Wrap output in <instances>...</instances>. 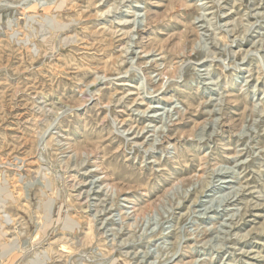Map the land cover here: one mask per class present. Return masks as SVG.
Instances as JSON below:
<instances>
[{
    "label": "rangeland",
    "instance_id": "1",
    "mask_svg": "<svg viewBox=\"0 0 264 264\" xmlns=\"http://www.w3.org/2000/svg\"><path fill=\"white\" fill-rule=\"evenodd\" d=\"M0 264H264V0H0Z\"/></svg>",
    "mask_w": 264,
    "mask_h": 264
},
{
    "label": "bare ground",
    "instance_id": "2",
    "mask_svg": "<svg viewBox=\"0 0 264 264\" xmlns=\"http://www.w3.org/2000/svg\"><path fill=\"white\" fill-rule=\"evenodd\" d=\"M254 54V53H253ZM262 60V59H261ZM153 119V118H152ZM160 119V118H159ZM244 165V164H243ZM222 169V168H221ZM226 169V168H225ZM234 171V170H233ZM229 172H227V171H218V172H216L214 175H216V177H219L220 179H225V178H227V176H229V174H228ZM212 177V176H211ZM230 177V176H229ZM233 177V176H232ZM241 177V176H240ZM215 178V177H214ZM213 180V179H212ZM232 180V179H231ZM215 181V180H214ZM223 183L224 182H229V181H222ZM213 183V182H212ZM211 183V184H212ZM231 183V182H230ZM199 185H201V184H199ZM195 186H198L197 184L195 185ZM213 186V185H212ZM219 187H221V186H219ZM198 188V187H197ZM215 187H211L210 188V186L209 187H206L205 189H203V190H201L199 193L202 195V196H208V194H209V192L211 191V189H214ZM235 189V188H234ZM238 190H239V188H238ZM242 190V189H241ZM241 190H239V191H236V193L234 194V195H230L231 194V192H229L230 194H228V195H226V193H225V197L224 198H222V199H220V200H218V202H213L214 200L212 199V200H210L209 201V203H210V205H208V206H205V214L207 215V214H211V213H215V212H217V211H220V207L222 206V204L224 203V204H227V203H230V202H233V201H236V200H238L239 199V197L241 198ZM196 192V191H195ZM233 192V191H232ZM192 193H194L193 191H192ZM194 203H196V202H194ZM215 203V204H214ZM217 203V204H216ZM225 207V206H224ZM102 213V212H101ZM105 214V213H104ZM102 215V214H101ZM191 223V222H190ZM230 226V225H229ZM232 228H233V226H232ZM229 235V234H228ZM224 239V238H223ZM226 239V238H225ZM228 239V238H227ZM230 242V241H229ZM149 252V251H148ZM150 258V257H149Z\"/></svg>",
    "mask_w": 264,
    "mask_h": 264
}]
</instances>
